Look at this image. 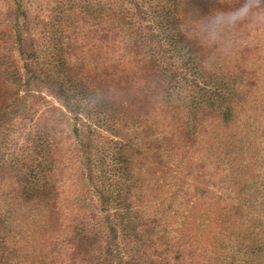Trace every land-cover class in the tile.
Instances as JSON below:
<instances>
[{
  "label": "rangeland",
  "instance_id": "1",
  "mask_svg": "<svg viewBox=\"0 0 264 264\" xmlns=\"http://www.w3.org/2000/svg\"><path fill=\"white\" fill-rule=\"evenodd\" d=\"M119 1L0 0V26L14 23L9 13L13 2L20 3L27 10L25 35L39 55V64L30 65L34 71L31 77L43 79L32 83L34 87L39 86L41 94L29 96L20 109L12 107L8 112L5 127L10 129L0 134V155L5 153L9 156L14 151L12 159L15 154L20 155L19 160L26 157L27 139L30 133L33 136V129L47 128L52 132L49 126L57 124L53 132L58 141L55 152L56 158L63 162L56 173L60 190L56 207L55 210L50 209L47 215L41 210L29 212L26 208L31 206L25 203L22 206L23 200L19 196L14 198V178L18 176L19 165L7 170L10 165L5 162L6 176L0 177V216L9 221L8 244L12 255L15 252L20 260L12 259V264H68L71 243L67 242V234H70L72 225L79 221H84L90 230L95 228L96 233L104 239L111 238V225L118 227V244L125 258L127 254H133L127 247V239L122 238L123 234L119 231L118 218L113 219V211L107 213L100 203L102 190H107L114 197L119 191L116 183L122 175L113 171V162L107 156L110 153L108 139L115 137L101 131L95 133L92 141L85 129L80 134L74 133L75 120L65 110L62 99L48 87L45 76V73H50L53 77H59L55 73L51 50L60 36L66 44L70 43L72 48H76L74 57L69 60L74 67H81L86 62L100 68L97 74L101 84L122 77L125 80L128 78L132 86L138 84L137 88H144L142 66L135 65L134 53H127V20L118 24L120 17H114L122 15V11L131 17L135 10L130 0ZM135 1L147 6L154 2ZM190 1L194 4L189 15L192 20L189 28L194 30L206 51L210 50L215 65L230 70H240L237 66H248L244 70L247 73L244 76L246 89L243 94L240 92L234 96L235 104L231 100L226 101L234 112L229 123L219 121L218 114L208 109L207 113L202 114L199 109L176 110L175 106L182 104L176 99L179 90H169L171 95L166 90L161 91L155 112L148 120L156 132L154 137L164 141L173 137V142H178V134L173 136V132L180 128L183 121L189 120L188 127L196 129L195 143L182 150H167L161 162L153 161L154 168L164 173V187L153 194L150 190L146 191V203L136 209L151 215L156 211L153 207L158 206L160 214L164 211L170 215L171 232L167 234V241L173 245L171 251L169 249L171 256L165 258L169 264H255L256 256H251V248L246 247H254L256 240H252V234H258V243L264 237V0ZM72 5L75 7L70 11ZM92 6L99 18L94 21L93 16L86 15L88 23H84L79 19V8L92 9ZM146 17L151 20V16ZM72 18L75 24L69 26L67 22ZM96 29L100 38L107 34L109 39H99L93 33ZM135 29L139 31L140 27L135 26ZM4 53L12 54L22 67L15 49H6ZM196 118L203 124L207 121L208 131L202 132L198 128ZM141 120L144 125L140 127H143L147 121L144 117ZM19 128H25V131ZM164 144L173 148L170 141ZM90 166L93 172H97L93 179H89L91 175L87 174ZM98 170H101L102 177L98 175ZM143 176L149 178L147 173ZM158 176L162 177V174ZM152 197L156 200L154 205L149 204ZM159 203L165 207L156 205ZM37 213L41 217L44 215L43 220L36 216ZM108 216L111 217L109 220ZM232 223L237 225L233 226ZM199 229L202 234L197 233ZM35 232L47 237L32 240L29 234ZM247 234L250 235L246 237ZM217 240L225 242L222 249L216 245L224 258L213 251V242ZM32 245H37L38 256L29 258L25 253ZM178 245L182 246L183 251H177ZM135 253L146 261L158 260L151 248H139ZM179 254L181 258L174 259ZM260 262L264 264V259Z\"/></svg>",
  "mask_w": 264,
  "mask_h": 264
},
{
  "label": "trees",
  "instance_id": "2",
  "mask_svg": "<svg viewBox=\"0 0 264 264\" xmlns=\"http://www.w3.org/2000/svg\"><path fill=\"white\" fill-rule=\"evenodd\" d=\"M130 3L135 10V13L130 14L131 17H127L123 11L122 15L114 17H120L118 24L127 20V53H134L133 58L137 61L135 65L142 66L140 68L143 69L144 88H137L138 84L132 86L128 78L125 80L122 77L117 80H106L101 84L98 82L97 74L100 68L92 67L86 62L81 67H74L69 60L70 57H74L73 51L76 48H72L70 43L66 44L60 36L51 50L55 73L59 77H53L52 74L45 73L43 70L48 87L62 99L65 110L75 120L74 133L80 134L81 130L85 129L92 141L95 133L101 131H106L115 137L108 139L110 153L107 156H110L113 162V171L122 175L116 183L119 191L114 197L107 190H102L100 203L107 213H110L109 210L113 211V219L118 218L119 231L123 234L122 238L127 239V247L133 253L127 254L125 258L123 249L118 244L120 237L117 233L118 227L111 225L109 227L111 238L104 239L96 233L95 228L90 230L84 221H79L72 225L70 234H67V242L71 243L68 264H169L170 262L166 259L171 256L169 249L171 251L173 245L167 241V234L171 232L170 215L164 211L160 214L158 206L153 207L156 211L151 215L136 207L146 203L148 196L146 191L150 190L153 194L158 188L164 187L162 184L164 173L154 168L153 161L161 162L167 150L192 147L195 143L196 129H193V126L188 127L189 120L183 118L185 120H182L183 124L173 132V136L178 134L176 136L178 142H173V137L164 141L160 137H154L156 132L148 124V120L155 112L161 91L166 90L171 95L169 90L177 88L180 93L176 99L182 104H177L176 110L199 109L201 114L209 110L211 113L218 114L219 121L229 123L232 121L234 112L226 105V101L231 100L235 104L234 96L240 92L243 94L246 89L244 76L247 73L244 70L248 69V66H237L240 70H230L215 65L210 50L206 51L194 30L189 28V23L192 21L189 15L194 4L190 0H154L152 4H149L150 6L135 0H130ZM74 7V5L70 6L69 10L73 11ZM9 9L14 23L0 26V134L3 130L10 129L5 127L10 109L12 107L20 109L29 96L36 97L41 94L39 86L34 87L32 83L43 81L41 77L36 79L31 77L34 71L30 65L39 64V55L37 49L28 43L25 35L27 10L18 2H13V6ZM79 10V19L84 23H88L86 15L93 16L94 21L99 18L93 6L92 9L82 7ZM143 14L151 16V20H147L146 15L143 16ZM67 23L69 26L72 25L74 19ZM99 23L101 24L100 21ZM135 26L140 27V30L137 31ZM93 31L103 41L110 37L106 34L100 38L97 29ZM89 32L92 33L90 30ZM6 49H15L22 61V67L12 54L4 53ZM106 67L108 68L109 65ZM77 74H79L78 77ZM142 117L147 122L145 126L140 127L144 125ZM206 122L203 124L196 118L195 124L202 132H206L208 131ZM53 125L49 126L52 132H49L47 128L33 129V136L31 137L30 133V138L27 139V158L22 157L19 160L20 155L15 154V158L12 159L14 151L9 154L10 158L5 153L0 155V177L6 176L5 162L10 165L7 170H10L13 165H19L16 173L18 176L14 178L16 181L12 192L14 198L19 196L23 200L22 206L23 203L31 206L26 208L29 212L41 210L44 215H47L52 208L55 210L60 193L56 173L60 168L59 164L63 162L60 163L56 158L55 150L58 141L53 132L57 124ZM79 125L83 127L80 128ZM19 129L25 131V128ZM7 132L10 135L11 131ZM166 141L172 142L173 148L165 146ZM91 168L92 166L87 173L91 175L89 179H93V175L97 174ZM98 171H100L98 175L102 177L101 170ZM144 173H147L149 178L143 176ZM158 174H162V177H157ZM151 176L152 179H150ZM106 177L105 179L109 180ZM154 203L156 200L152 197L149 204L154 205ZM156 205L165 207L160 203ZM39 214L37 213L36 216L43 220L44 215L41 217ZM110 218L108 216V220ZM235 224L232 223L233 226ZM244 225L246 228V224ZM7 226H10L7 218L0 216V264H12V259L20 261L15 252L14 256L12 255V249L8 244ZM197 233L202 234L200 229ZM249 235L247 234L246 237ZM257 235L252 234V240H256L253 242L254 247L248 245L246 248H251L250 255L256 256L255 264H261L260 261L264 259V237L258 243ZM31 237L32 240H42L47 235L39 236L35 232L29 234V238ZM213 243H215L214 253L224 258V254L220 255L219 251L224 248L225 242L217 240ZM216 245H219L220 249H217ZM181 247L178 245L177 251H183ZM139 248H151L157 254L158 260L142 259V256L135 253V250ZM226 251L228 252L227 249ZM25 255L29 258L38 256L37 245L27 249ZM257 257L263 259L258 261ZM179 258H181L180 254L174 256L176 260Z\"/></svg>",
  "mask_w": 264,
  "mask_h": 264
}]
</instances>
